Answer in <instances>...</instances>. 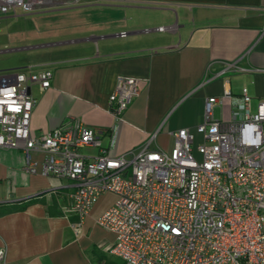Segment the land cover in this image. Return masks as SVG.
Returning <instances> with one entry per match:
<instances>
[{
    "label": "crops",
    "instance_id": "1",
    "mask_svg": "<svg viewBox=\"0 0 264 264\" xmlns=\"http://www.w3.org/2000/svg\"><path fill=\"white\" fill-rule=\"evenodd\" d=\"M20 9L10 17L30 16L35 27L20 38L21 47L11 49L27 54L17 70L52 71L47 88L31 85L33 135L77 118L101 131V146L112 155L138 148L156 129L149 146L169 150V131L192 129L207 96L229 90L213 110L222 120L231 118L243 94L250 96L251 112L264 100V0H61ZM233 61L240 68L223 70ZM117 75L139 79L138 94L121 119L108 104ZM80 151L95 155L99 149ZM40 171L25 169L21 150L0 147V249L6 263L124 264L107 250L114 233L96 222L115 194L99 195L76 231L71 223L77 217L68 211L72 181Z\"/></svg>",
    "mask_w": 264,
    "mask_h": 264
},
{
    "label": "built area",
    "instance_id": "2",
    "mask_svg": "<svg viewBox=\"0 0 264 264\" xmlns=\"http://www.w3.org/2000/svg\"><path fill=\"white\" fill-rule=\"evenodd\" d=\"M60 1L0 0V13ZM228 68L240 67L233 61L223 70ZM51 79L46 68L0 75V147L21 150L30 173L40 166L45 176L72 181L68 211L77 217L71 223L76 231L98 196L109 191L115 200L96 222L114 233L107 250L124 264H264V100L251 112L250 96L243 94L229 120L216 119L214 107L230 94L225 89L223 96L204 99L192 129L169 131V150L149 146L156 129L138 148L112 155L101 146V131L77 118L30 133L31 85L45 89ZM138 84L136 77L116 76L108 96L116 119L138 94ZM85 146L99 152L83 154ZM0 264H7L2 249Z\"/></svg>",
    "mask_w": 264,
    "mask_h": 264
},
{
    "label": "rangeland",
    "instance_id": "3",
    "mask_svg": "<svg viewBox=\"0 0 264 264\" xmlns=\"http://www.w3.org/2000/svg\"><path fill=\"white\" fill-rule=\"evenodd\" d=\"M22 11L18 8L15 14ZM12 13H0V75L15 72L21 59L26 57L25 50H11L12 48L21 47L24 43L19 42L20 38H26L28 31L35 27L34 19L30 16L19 15L10 17ZM18 40V43L11 41Z\"/></svg>",
    "mask_w": 264,
    "mask_h": 264
}]
</instances>
